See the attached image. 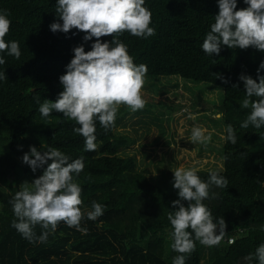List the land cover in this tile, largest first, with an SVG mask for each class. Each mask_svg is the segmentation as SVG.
Segmentation results:
<instances>
[{"label": "trees", "instance_id": "16d2710c", "mask_svg": "<svg viewBox=\"0 0 264 264\" xmlns=\"http://www.w3.org/2000/svg\"><path fill=\"white\" fill-rule=\"evenodd\" d=\"M145 7L152 13L155 35L145 39L124 32L117 37L134 63L146 65L148 77L177 76L222 88L217 120L224 126V137L230 124L237 140L233 144L224 139L222 145L224 169L218 172L228 180L227 188L212 185L210 196L215 193V198L203 201L214 222L224 217L226 233L215 246L200 244L193 233L195 250L186 254L185 264H258L254 254L264 244V127H241L251 108L241 107L246 89L240 76L259 82L264 51L222 46L220 54L212 56L202 50L219 13L218 0H145ZM246 7L244 0H237V10ZM56 8L57 0H0V10H7L11 20L5 42L16 41L21 50L19 59L0 52L6 61L0 72L7 76L0 80V264H172L180 255L171 248L173 229L167 219L169 212L178 210L172 204L179 199L174 172L165 171L157 183L133 156L120 154L132 141L115 133L116 120L107 130L97 120V148L85 151L84 138L73 131L79 127L75 121L63 113L53 111L45 118L39 112L45 99L55 102L63 91L59 77L74 58L73 49L83 46L87 52L95 42L85 41L86 33L77 29L52 32ZM31 146L41 152L57 148L70 162L84 158L85 167L74 181L82 188L81 227L86 231L61 222L46 241L31 243L12 227L16 217L10 201L20 190L21 177L36 179L44 172H33L23 162ZM198 175L207 181L209 170L200 169ZM93 201L104 206L95 221L86 216ZM42 231L36 226L37 236ZM249 255L252 260L246 259Z\"/></svg>", "mask_w": 264, "mask_h": 264}, {"label": "clouds", "instance_id": "9594fccd", "mask_svg": "<svg viewBox=\"0 0 264 264\" xmlns=\"http://www.w3.org/2000/svg\"><path fill=\"white\" fill-rule=\"evenodd\" d=\"M244 3L248 7L237 10V0H218L219 13L202 43L206 54L219 55L222 46L253 47L264 51V0H244ZM56 13L58 20L49 26L52 32L69 33L77 29L86 33L85 41L95 38V42L92 50L87 52L83 46L73 49L74 58L66 66V73L59 77L63 91L55 102L45 99L39 112L47 118L55 111L75 121L79 127L73 131L84 138L85 151H95L97 120L107 130L114 126L121 105L132 111L145 107L142 89L148 68L143 64L136 65L127 46L117 37L124 32L145 39L155 35V29L150 26L152 13L145 7V0H57ZM8 17L7 10H0V52L6 51L9 56L19 59L18 42H5L11 26ZM105 36L114 38L103 42L101 38ZM5 63L0 56V65ZM261 71H264V62L257 69L259 82L250 75L240 76L246 89L241 107L251 108L241 124L245 129L249 125L257 129L264 127V75H260ZM217 78L222 79L219 74ZM4 79H7L6 74L0 72V80ZM188 118L195 120L196 117L190 113ZM225 131L227 136L221 138L235 144L237 140L232 125L229 124ZM206 132L207 129L194 126L189 140L194 144H206L212 138L211 133L206 135ZM22 159L33 172L40 168H44V172L33 182L21 184L10 201L16 217L12 227L31 243L46 241L49 231L55 232L61 222L78 231H86L81 227L85 218V212L81 210L82 188L74 181V175L78 177L85 167L84 158L70 162V157L57 148L49 147L41 152L31 146L30 152ZM172 171L173 187L179 190V199L172 204L178 206V210L169 212L167 219L173 229L171 248L180 253L173 258L172 264H185L186 254L195 250V241L215 246L223 239L227 228L224 217L214 222L212 212L203 201L215 198V193L210 196L212 185L227 188L228 180L218 171L209 170V179L204 181L198 175L200 169L195 166H180ZM184 201L188 202L187 207ZM91 207L86 216L95 221L103 215L104 206L93 201ZM38 225L43 230L39 236L35 232ZM254 255L258 264H264V244L258 246ZM246 259L252 260L253 256Z\"/></svg>", "mask_w": 264, "mask_h": 264}, {"label": "rangeland", "instance_id": "374dc122", "mask_svg": "<svg viewBox=\"0 0 264 264\" xmlns=\"http://www.w3.org/2000/svg\"><path fill=\"white\" fill-rule=\"evenodd\" d=\"M145 107L132 111L119 107L114 131L129 137L132 143L123 146L120 154L133 156L139 168L154 182L160 183L165 171L184 166L222 171L224 161L220 150L224 139L223 125L218 118V105L223 89L208 83H192L177 77H145L142 89ZM195 120L189 119V114ZM194 126L207 129L211 140L206 144L192 143L189 138ZM35 179L24 175V182Z\"/></svg>", "mask_w": 264, "mask_h": 264}, {"label": "built area", "instance_id": "2783aa9c", "mask_svg": "<svg viewBox=\"0 0 264 264\" xmlns=\"http://www.w3.org/2000/svg\"><path fill=\"white\" fill-rule=\"evenodd\" d=\"M228 241H229L230 243H232V242H233V238H232V237L228 238Z\"/></svg>", "mask_w": 264, "mask_h": 264}, {"label": "crops", "instance_id": "0c3cea01", "mask_svg": "<svg viewBox=\"0 0 264 264\" xmlns=\"http://www.w3.org/2000/svg\"><path fill=\"white\" fill-rule=\"evenodd\" d=\"M218 115V118L220 117V114H217ZM223 129H224V126H223ZM223 145V144H222ZM220 150H222V146H221V148H220Z\"/></svg>", "mask_w": 264, "mask_h": 264}, {"label": "bare ground", "instance_id": "6f19581e", "mask_svg": "<svg viewBox=\"0 0 264 264\" xmlns=\"http://www.w3.org/2000/svg\"><path fill=\"white\" fill-rule=\"evenodd\" d=\"M175 77V76H174Z\"/></svg>", "mask_w": 264, "mask_h": 264}]
</instances>
